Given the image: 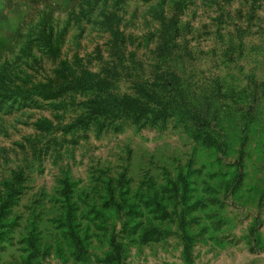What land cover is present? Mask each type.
<instances>
[{
	"label": "rangeland",
	"instance_id": "1",
	"mask_svg": "<svg viewBox=\"0 0 264 264\" xmlns=\"http://www.w3.org/2000/svg\"><path fill=\"white\" fill-rule=\"evenodd\" d=\"M60 69L131 98L177 69L226 148L175 114L76 126L94 91L32 92ZM9 196L0 264H264V0H0Z\"/></svg>",
	"mask_w": 264,
	"mask_h": 264
},
{
	"label": "trees",
	"instance_id": "2",
	"mask_svg": "<svg viewBox=\"0 0 264 264\" xmlns=\"http://www.w3.org/2000/svg\"><path fill=\"white\" fill-rule=\"evenodd\" d=\"M48 46L53 47L51 42ZM87 76L66 73L65 69H60L56 81L53 79L47 84L39 85L35 88L36 91L32 92L48 101L58 99L72 91L81 93L87 90L94 91L96 96L89 100L87 111L75 119L73 124L76 126L87 127L92 122L103 126L105 122H113L119 118L138 122L147 119L149 115L161 117L175 114L178 120L188 123L197 138L207 146L220 151L226 148L224 136L220 135V131L215 130L219 115L215 109L213 110V103L207 100L201 104L196 97H191L189 95L191 91L187 90L182 73L177 69L156 73L153 82L150 79L137 81L135 98L112 93L114 83L107 76L99 74ZM159 80L161 81L158 82ZM30 92L18 88L16 94L21 93L26 96ZM215 121L216 125H214ZM214 133H219V137L216 138ZM10 198L11 196L0 205V229L4 226L3 220L8 213Z\"/></svg>",
	"mask_w": 264,
	"mask_h": 264
}]
</instances>
